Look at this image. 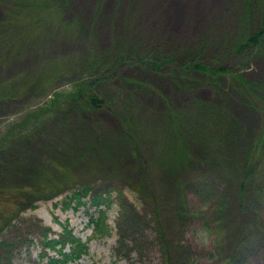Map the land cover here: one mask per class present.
I'll use <instances>...</instances> for the list:
<instances>
[{
  "label": "rangeland",
  "instance_id": "obj_1",
  "mask_svg": "<svg viewBox=\"0 0 264 264\" xmlns=\"http://www.w3.org/2000/svg\"><path fill=\"white\" fill-rule=\"evenodd\" d=\"M263 25L264 0H0V264L65 230L71 264H264V34L234 52Z\"/></svg>",
  "mask_w": 264,
  "mask_h": 264
},
{
  "label": "trees",
  "instance_id": "obj_2",
  "mask_svg": "<svg viewBox=\"0 0 264 264\" xmlns=\"http://www.w3.org/2000/svg\"><path fill=\"white\" fill-rule=\"evenodd\" d=\"M264 34V25L259 29V31L255 34H250L247 37L240 40V43H238L237 49L234 50L236 55H241L245 51H248L250 48H260L261 47V37ZM154 66H156L154 64ZM193 69L197 70L198 72H207L211 78H214V72L210 71L209 69L203 67V66H194ZM220 74V72H218ZM216 76V75H215ZM78 93L80 95H76V98H84L82 89L78 90ZM88 103L91 105V107H97L99 105H102V101L98 99L96 96H89L87 98ZM89 195V190L87 187H81L80 190L73 193L71 197H67L66 200L69 202H74L76 206L83 205L82 200L86 199ZM110 197L106 194L103 196L102 194H95L92 198H90V204L96 208L99 209L101 206H107L108 199ZM66 204V203H65ZM69 204V203H67ZM101 212V211H100ZM103 213V212H101ZM102 218L95 222V226L97 227ZM65 239L58 240V239H49V232L43 231V239H44V247L53 250L58 257L51 258L50 264H71L76 261H78L83 255L86 254L87 251V245L85 243H82L80 239L75 238L71 232L64 231L63 233ZM68 245V251H65V244ZM1 245L5 246V243L1 242ZM59 247V248H58ZM58 248V249H57Z\"/></svg>",
  "mask_w": 264,
  "mask_h": 264
}]
</instances>
